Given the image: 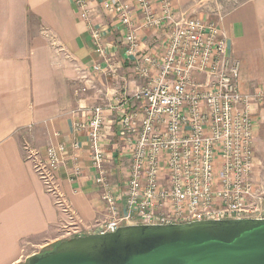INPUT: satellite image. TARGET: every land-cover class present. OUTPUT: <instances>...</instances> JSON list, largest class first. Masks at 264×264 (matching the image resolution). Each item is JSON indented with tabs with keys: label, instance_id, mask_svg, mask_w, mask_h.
<instances>
[{
	"label": "built area",
	"instance_id": "built-area-1",
	"mask_svg": "<svg viewBox=\"0 0 264 264\" xmlns=\"http://www.w3.org/2000/svg\"><path fill=\"white\" fill-rule=\"evenodd\" d=\"M123 29L118 46L134 60L145 86L133 99L140 109L121 104L117 138L123 149L124 184L111 185L105 165L110 156L105 142L115 137L104 110L94 109L88 126L95 168L94 181L102 190L107 219L84 226L58 190L56 172L66 149L49 147L42 161L28 160L56 207L64 216L70 238L106 234L133 225H174L209 220H264V187L255 181L254 113L264 105V93L239 90L240 61L228 53L219 23L181 18L172 0H97ZM88 24L95 52L104 71L118 74L107 56V28L90 19V0H73ZM168 29L166 50L143 53L141 30ZM128 101V100H127ZM75 149L79 148L74 144ZM80 170H73L75 176Z\"/></svg>",
	"mask_w": 264,
	"mask_h": 264
},
{
	"label": "crops",
	"instance_id": "crops-1",
	"mask_svg": "<svg viewBox=\"0 0 264 264\" xmlns=\"http://www.w3.org/2000/svg\"><path fill=\"white\" fill-rule=\"evenodd\" d=\"M226 1L172 0L181 18L218 16L215 22L226 36L228 53L241 64L240 92L264 93V0H246L222 11ZM89 9L92 24L109 30L104 45L108 58L118 64L117 76L96 71L106 64L95 52L89 26L73 0H0V264H25L35 255L29 252L34 240L43 247L60 241L56 231L64 216L26 148L36 161L44 160L51 146L66 149L56 172L58 190L83 225L93 227L107 219V208L94 181L90 130L78 126H88L92 110H104L116 135L105 142L108 181L124 184L123 146L117 138L120 105L140 109L142 103L133 96L145 80L118 46L123 31L119 20L108 16L97 0H90ZM139 34L143 53L166 50L167 28ZM254 121L259 183L264 172L263 104ZM76 168L79 176L73 174Z\"/></svg>",
	"mask_w": 264,
	"mask_h": 264
},
{
	"label": "water",
	"instance_id": "water-1",
	"mask_svg": "<svg viewBox=\"0 0 264 264\" xmlns=\"http://www.w3.org/2000/svg\"><path fill=\"white\" fill-rule=\"evenodd\" d=\"M27 264H264V220L127 226L62 241Z\"/></svg>",
	"mask_w": 264,
	"mask_h": 264
},
{
	"label": "rangeland",
	"instance_id": "rangeland-1",
	"mask_svg": "<svg viewBox=\"0 0 264 264\" xmlns=\"http://www.w3.org/2000/svg\"><path fill=\"white\" fill-rule=\"evenodd\" d=\"M244 1H246V0H227L226 3H227V5H228V7H227L226 9L222 10V11H227V10H229L230 8H233V7H235V6L239 5V4H241V3L244 2ZM217 17H218L217 15H207V16L205 17V19H208V20H210V21H213V20L215 21V19H216ZM256 182H257V181H256ZM257 183H258V182H257ZM259 184H260L261 186L264 187V172H263L262 180H261V182H259ZM60 226H61V225H60ZM56 235H57V237L59 238L60 241H58V242H56V243H53V244H51L50 246H45V247H43V244H42V243L38 242V240H34V241H33V244L29 245V252H30V253H35V254L40 255V254L46 253V252H48V251H50V250H53V249L55 248V246H56L58 243H60V242H62V241H65V240H69V239H71V238L69 237L70 235H67V234L63 231L62 227L59 228L58 231H56ZM27 262H28V260L25 262V264H27Z\"/></svg>",
	"mask_w": 264,
	"mask_h": 264
}]
</instances>
